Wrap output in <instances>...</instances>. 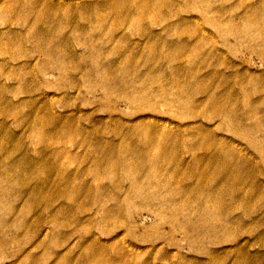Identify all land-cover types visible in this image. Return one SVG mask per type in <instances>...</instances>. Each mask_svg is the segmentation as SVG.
I'll return each mask as SVG.
<instances>
[{
	"label": "rangeland",
	"instance_id": "374dc122",
	"mask_svg": "<svg viewBox=\"0 0 264 264\" xmlns=\"http://www.w3.org/2000/svg\"><path fill=\"white\" fill-rule=\"evenodd\" d=\"M259 4L264 0H0V264H86L88 257L95 264H115L120 248L140 264H164L163 254L169 264H249L242 252L264 264V142L257 147L251 139L264 140V133L244 135V127L264 125V60L248 48L264 50V19H252L255 11L263 12ZM245 26L249 36L238 39L235 34ZM86 64L131 85L105 96L90 91L85 86L98 78L83 73ZM36 75L47 78L38 89ZM249 78L258 80L256 86ZM186 82L190 94L202 90L193 96L196 109L177 87ZM163 90L164 97L179 94L176 102L198 110V117L177 113L160 97L153 109L140 112L142 105L115 98L137 91L150 101ZM113 104L116 109L109 110ZM219 109L229 121L211 119ZM140 113H149L140 120L176 129L200 121L234 146L233 158L222 156L228 192L222 200L199 204L204 224L228 218L232 238L220 245L189 244L175 231L176 244L167 243L156 234L178 229L174 222L182 216L168 212L162 218L153 201H125L141 172L137 156L126 154L136 169L116 166L108 174L117 158L105 151L130 143L125 135L140 122L135 118ZM180 148L183 159L193 162ZM171 188L175 202L188 197ZM232 190L236 197L229 204ZM119 203L120 216L111 219L108 211ZM134 206L138 209L129 213ZM182 210L199 223L200 210L196 215L186 206Z\"/></svg>",
	"mask_w": 264,
	"mask_h": 264
},
{
	"label": "bare ground",
	"instance_id": "6f19581e",
	"mask_svg": "<svg viewBox=\"0 0 264 264\" xmlns=\"http://www.w3.org/2000/svg\"><path fill=\"white\" fill-rule=\"evenodd\" d=\"M260 4L258 6H260ZM261 7L262 11L264 12V5H261L260 8ZM256 12L257 11H255V13ZM263 12H258L256 14L254 13V17H252V19L256 20V23L263 21ZM248 28L249 27L247 26L241 27V31L235 34V36L238 39L248 37L249 35L244 32L247 31ZM261 47L262 45H258L255 47L248 46L249 49L260 54L261 58L264 60V50ZM87 48L90 54L98 56L97 52H95L91 47L87 46ZM132 60L129 61V63H132ZM97 63H99V60H97ZM46 68L50 70L53 68H57V65L48 64ZM101 70L105 71V69ZM101 70L96 67L94 68L89 64L85 65L83 73L86 76L98 78V80L94 84L90 83L85 86L88 90H99L105 96V94L111 95V93H113V89L115 88L121 87V89L123 90V88L131 85V83L128 81L118 80L119 78L117 76H113L115 77V79H107L110 77L105 78V74L99 72ZM113 72L112 74H114ZM44 73L47 74L48 72ZM36 78L38 80V86L36 89H38V87L43 85L47 78H41L37 75ZM171 79H174V77H171ZM205 79L209 81L207 78ZM248 81H250V83H252V85L254 86H256L258 82V80L254 81L252 78H249ZM177 87H179V92L182 93L184 91V94L187 97L186 99L188 100L189 105L193 107V109L199 107V102L197 101V99H193V96L194 94L201 93L202 90H195V92H192L193 94H190V85L187 82L185 84L182 83V87H180V85H177ZM208 88H210V85L208 86ZM244 88L246 87L244 86ZM239 90L245 92L242 86H239ZM159 92L160 93L154 99L151 98L150 101H145V96L143 94H138L137 91H132L130 95L128 93H122L120 94L121 96L119 95V97L117 96L115 98L117 100L124 99L131 105H142L143 107L138 106L137 108L140 109L136 110V112H140L143 110L153 109L152 105L154 104L156 98L160 97V100H163L166 105H174L176 107L175 111L177 113H181L185 117L193 116V119H196L198 117L199 114L195 113L198 112V110L191 111L186 104L181 103V100H178V103L176 102L177 96H180L179 94L173 96L172 93L169 94L170 97H164L163 95L167 94L166 91L163 90L162 92ZM108 108L109 110L116 109L114 104L109 105ZM148 115L149 113L137 114L135 118L138 119V121L140 122H135L131 124L130 127H132V129L127 133V135H125L126 142H130L128 145H124L123 148L113 147L110 148L109 151H105V155H110V157H114V159L117 158V161H114L112 164L109 165L107 173L114 174L111 172L113 171V169H116V166H120L126 169H136L135 164L138 163L137 168L139 171H141L140 175L138 176L137 180L132 182V192H129L125 196V201L129 200V198H137L142 202L153 201L158 204L159 209H157V214H159V216H161L162 218L166 217L165 214L168 212L175 215L180 214L182 216L179 221L175 219L176 221L174 222L175 224H180L178 229L177 227H170V229L166 232L163 231V233H160V231H158V233L156 234L157 237H165L167 238V243L169 242L171 244H176L172 235L175 231H181L183 239L189 242V244H194L198 241L201 243L208 242L209 244L215 245L222 244L224 241H226L225 239L228 238L229 235L230 237L233 235V233L230 232L231 226L226 222L228 218H223L225 216L221 215L223 217L218 216V223H213L208 220L207 223L204 224L203 221L205 220L202 218L203 213L199 208V204L201 201L206 202L210 201L211 199L222 200L221 195L223 194V192H228L226 191L225 187L230 180L227 178L228 176L226 175L228 173V167L226 165V161H223V157H225V159L233 158L235 154H237V151L234 149V146L232 144H227L221 139L215 138L210 133L207 126L201 123L200 121L192 120V123L184 122L182 124L176 125V129L175 127H171L163 122L153 124L155 120L149 122L145 121L144 119H139L141 117L146 118ZM45 116L49 120H54V115L50 116L48 114H45ZM211 116V119L215 117H224L228 121L230 120L228 114L225 113L222 115L221 109L213 113ZM250 118L254 117L250 115ZM244 128L247 130L246 132L248 133L244 134L247 138L249 136H252L251 134H253V132L259 131L264 133V125H259L258 121H256L252 126ZM251 139L254 141V144L257 147L261 145L260 143L264 142V140L258 139L256 137H252ZM210 144L213 145V148L208 147ZM171 145H174V147L171 148ZM180 147H184L188 151V154L191 156L192 159H194L193 162H188L183 159L181 155L183 150ZM130 153L137 156L136 163H132L129 160V157L126 156V154ZM200 156L205 157V161H200ZM177 157H182V159L179 158L178 160ZM210 170H212L213 172H210ZM238 170L239 166L234 167L233 176H235V187L233 190H238L236 185L238 181V176L236 175V173L238 172ZM170 185H174L176 187V190L178 191H186L188 197L183 196V198L179 199L180 204H178L179 202H175L174 200L175 198L172 194V191L174 189L171 188ZM233 190L230 193L231 195L228 196L229 204H231L230 201H235L236 196L233 194ZM211 192H214V194H212ZM193 201H196L194 207L192 205ZM245 202V200H241L239 204L244 205ZM184 206H186V208L189 210L192 209L193 215H196V212L200 210V215L202 216L197 218V222L199 221V223L195 224L193 223V221L190 222V220L193 219L190 215L183 216L184 212L182 210V207ZM121 209V203L113 206V208L108 211L110 218H118V216H120ZM137 209L138 208L134 206L129 210V213ZM220 219L223 220L220 221ZM238 223H240V220H238L234 225L238 226ZM135 226L137 225L135 224ZM143 237L147 241L151 240V236L147 234H144ZM211 241L213 243H211ZM155 246L156 245H154V247ZM210 251V248L205 249V252ZM118 253L119 260L115 264H140V262L136 260L132 261V259L128 257L127 252L123 248H120V250H118ZM241 255L247 256V258L249 259V264H259L257 259L253 257L254 255L244 254L243 252ZM88 258V262L86 261V264H95L91 261V259L88 260ZM162 258L164 264H169L168 257H166V254H163Z\"/></svg>",
	"mask_w": 264,
	"mask_h": 264
}]
</instances>
